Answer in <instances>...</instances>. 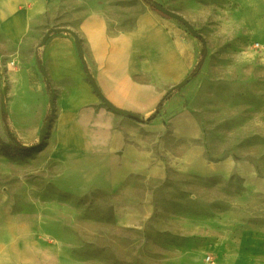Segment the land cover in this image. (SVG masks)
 <instances>
[{
  "label": "crops",
  "instance_id": "0c3cea01",
  "mask_svg": "<svg viewBox=\"0 0 264 264\" xmlns=\"http://www.w3.org/2000/svg\"><path fill=\"white\" fill-rule=\"evenodd\" d=\"M54 1L0 0V73L9 86L0 90V135L9 142L12 130L22 145L40 141L55 109L42 157L58 193L107 196L102 210L114 226L142 230L156 215L158 185L173 174L252 177L250 165L207 156L203 126L186 96L204 49L182 23L133 0L121 13L133 17L132 26L113 30V9L125 0H80L77 22L65 27L77 33L81 48L67 31L40 45ZM153 1L189 22L198 6ZM35 47L40 58L30 52ZM102 97L136 118L114 112ZM35 207L15 215L12 198L0 203V264H65L73 254L65 217L51 221L60 203L39 196ZM237 244L232 264H264V232H242Z\"/></svg>",
  "mask_w": 264,
  "mask_h": 264
},
{
  "label": "rangeland",
  "instance_id": "374dc122",
  "mask_svg": "<svg viewBox=\"0 0 264 264\" xmlns=\"http://www.w3.org/2000/svg\"><path fill=\"white\" fill-rule=\"evenodd\" d=\"M78 1L55 0L48 30L75 24L83 8ZM144 1L155 8V1ZM196 2L188 15L204 50L186 88L187 104L203 126L208 158L243 162L253 175L204 179L173 174L158 185L153 220L142 230L119 228L109 210H102L109 197L77 199L48 183L42 151L53 109L40 141L22 145L12 130L9 142L0 135V203L12 198L16 215L35 211L39 196L56 199L63 208L57 213L51 208V221L55 215L65 217L74 232L68 239L74 252L65 264H232L241 233L264 232V0ZM121 3L113 9V30L133 24L132 16L121 17L133 0ZM30 52L40 58L39 48ZM0 84L4 93L1 73Z\"/></svg>",
  "mask_w": 264,
  "mask_h": 264
},
{
  "label": "water",
  "instance_id": "95a60500",
  "mask_svg": "<svg viewBox=\"0 0 264 264\" xmlns=\"http://www.w3.org/2000/svg\"><path fill=\"white\" fill-rule=\"evenodd\" d=\"M155 9L159 12H161L162 14L169 16L173 19H176L177 21H179L180 23H182L185 27H187L188 31L196 38H201L202 35L201 33L198 32V30L193 26V24L191 22H189L184 16L180 15L179 13L170 10L169 8H167L166 6L160 4V3H155L154 5ZM61 31H67L69 33H71L72 35H74V37L76 38L77 41V46L80 49L81 48V42L80 39L77 35V33H75L73 30L63 27H55V28H50L47 33L45 34L44 38H43V42L47 41V39L49 38L50 34L53 32H61ZM103 101L107 104V106L112 109L114 112L128 116L130 118H136V115L131 113V112H127V111H121V110H117L115 108L112 107V105L107 102L103 97H102Z\"/></svg>",
  "mask_w": 264,
  "mask_h": 264
},
{
  "label": "trees",
  "instance_id": "16d2710c",
  "mask_svg": "<svg viewBox=\"0 0 264 264\" xmlns=\"http://www.w3.org/2000/svg\"><path fill=\"white\" fill-rule=\"evenodd\" d=\"M157 115H158V112L156 114H154L153 116H151L148 120L152 121L153 119H155L157 117ZM4 117H5V115H4Z\"/></svg>",
  "mask_w": 264,
  "mask_h": 264
}]
</instances>
